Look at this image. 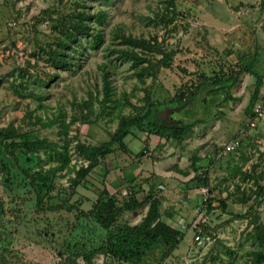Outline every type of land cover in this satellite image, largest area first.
Masks as SVG:
<instances>
[{
  "label": "rangeland",
  "instance_id": "obj_1",
  "mask_svg": "<svg viewBox=\"0 0 264 264\" xmlns=\"http://www.w3.org/2000/svg\"><path fill=\"white\" fill-rule=\"evenodd\" d=\"M98 10L102 23L82 18ZM202 76L200 97L177 107ZM151 104L143 126L128 129L127 151L114 145L84 174L77 144L101 147L122 116L143 117ZM194 119L180 139L148 124ZM9 126L43 147L26 152L0 138V264H251L257 253L264 264L255 229L264 227V0H0V128ZM129 187L139 200L160 190L162 219L181 241L135 240L125 258L97 252L87 262L109 234L141 225L148 205L108 230L81 212L103 190L121 201Z\"/></svg>",
  "mask_w": 264,
  "mask_h": 264
},
{
  "label": "trees",
  "instance_id": "obj_2",
  "mask_svg": "<svg viewBox=\"0 0 264 264\" xmlns=\"http://www.w3.org/2000/svg\"><path fill=\"white\" fill-rule=\"evenodd\" d=\"M106 15L107 12L105 10H98L94 14H85L82 16V18L84 17L83 19H85V16H88L93 18L97 23H102ZM82 21L83 20L78 21L79 31L84 34L89 31L88 25ZM92 35L93 37L91 38V46L96 47L99 44L100 31H96L92 33L91 36ZM127 40L129 43H139L144 46V42L142 40L138 42L131 36L127 37ZM130 57L135 62L134 65H136L138 61H144L143 59H141V56L139 54H131ZM170 58V54H164L161 58L160 63H162L163 66H168ZM217 82L218 80L213 83ZM103 85L104 99L108 101L111 98V91L107 74H105L104 76ZM206 85H208L207 78L202 76V82H200V84L194 87L193 92H188V96L185 98V100H183L181 97H177V101L175 102L177 104V107H179V105H184L187 101L190 102L194 99L199 98L201 95V90L205 88ZM258 89L259 82L256 84V89L253 94L252 101L257 98ZM176 96H181V94H177ZM202 104H205V102H202ZM151 106L155 107L151 104L148 111L143 117L130 115L122 116L119 120L118 127L112 135L111 139L108 142L104 143L101 147L78 143L76 148L79 155L89 161V168L83 169V173L86 174L90 168L92 169L93 167L98 165L99 160L102 159V157H104L106 154L112 153V147L116 144L119 146V149L122 152H126L127 148L123 140L129 134L128 129L130 127L141 128L143 126L142 120L149 117V113L152 110ZM184 114L189 116L191 115L189 113V110L187 109L184 110ZM196 122H198V120L194 119L192 122H185L182 125L161 124L155 123L154 121H150L148 124L150 127H153L155 129L154 131H156L160 135L166 134L165 136H168V138L174 137L176 139H180L179 136L188 131L190 126H192ZM0 138L4 140H12V142H10V145L13 148H16L17 145H22V147L25 148L26 152H33L36 151L38 148L43 147V144L41 142L30 139V136L27 134H20L18 130L13 126L0 128ZM15 139H19L20 143L15 142ZM40 179L41 180L36 183V187L38 186L39 188L38 193H42V189L46 187L48 178L40 176ZM202 181L205 183V185H207L206 179ZM73 183L76 184L77 182H75L74 180ZM45 189L47 191L49 187L47 186ZM159 191L160 190H155L153 187H150L146 191L145 195L139 200L137 198L138 189L129 187L128 191L126 192V196L123 197L121 201H119L117 198L109 195L108 191L103 190L99 194L92 208L88 212L81 213L84 217L92 218L101 228L105 230H108L116 222V220L120 217L123 211L135 210L145 204L148 205V208L141 225H125L122 228H119L117 230V234H109L107 236L105 245L100 246L93 252L83 254V258L87 262H90L91 257L94 255V253L97 252H102L106 254L110 253L113 256H120L125 258L127 254L133 253L132 248L130 249L129 246H131L132 243L135 242V240L139 241V246L142 247H146L148 245V242L158 239L162 241L165 245H169L171 249L175 248L181 241V236L179 231L171 227L169 224H167L166 221L162 219V202L161 196L159 195ZM40 195L41 194L38 195V200L36 203L38 207L43 204V200ZM207 200V207L209 208L211 207L213 200L212 198H208ZM255 229L257 230V234L264 233V227L261 225L255 223ZM260 258H263L261 256V253L254 254L253 259L256 261L257 264L259 263Z\"/></svg>",
  "mask_w": 264,
  "mask_h": 264
},
{
  "label": "built area",
  "instance_id": "obj_3",
  "mask_svg": "<svg viewBox=\"0 0 264 264\" xmlns=\"http://www.w3.org/2000/svg\"><path fill=\"white\" fill-rule=\"evenodd\" d=\"M261 109V104H259L257 107H255V114H259ZM237 145V142H231L230 144H227L224 148V152L227 153L234 149V147ZM201 194L204 196V201L208 198V189L207 188H201L200 189Z\"/></svg>",
  "mask_w": 264,
  "mask_h": 264
}]
</instances>
